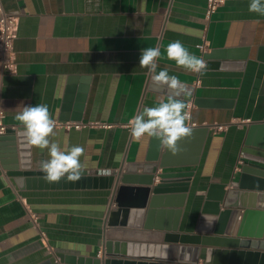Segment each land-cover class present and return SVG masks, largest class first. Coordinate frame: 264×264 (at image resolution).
Listing matches in <instances>:
<instances>
[{
	"label": "crops",
	"instance_id": "0c3cea01",
	"mask_svg": "<svg viewBox=\"0 0 264 264\" xmlns=\"http://www.w3.org/2000/svg\"><path fill=\"white\" fill-rule=\"evenodd\" d=\"M249 3L224 0L206 20L205 0H0L5 12L17 19L14 70L0 76L6 130L20 131L14 119L20 107L47 104L56 120L51 140L62 149L83 146L86 173L100 175L99 170L106 169L108 174H126L129 166L144 162L149 144L147 136L139 141L131 136L130 120L166 99V90H153V73L139 66L142 50L149 47L160 48L156 71L167 68L192 90L186 100L188 126H208L197 163L166 169L191 173L182 207L177 208L180 200L163 199L147 229L144 220L134 227L130 217L108 225V212L117 208L112 188L17 190L0 163V264H41L52 257L54 264H61L57 255L90 264L108 258V242L262 252L235 242L213 241L202 247L182 244L178 238L196 236L198 226L200 236L208 234L200 220L203 210L209 211L207 204L215 202L208 194L215 195L220 185L224 191L238 190L231 180L246 128L264 123V16L249 12ZM176 40L200 58L197 46L204 41L205 53L215 52L205 60L202 74L185 71L167 57V45ZM5 76L13 83L4 85ZM73 115L78 120H72ZM65 122L82 127L57 125ZM28 152L30 168L40 171L47 150L29 146ZM173 210L180 213H170ZM242 213L240 209L229 237L210 236L235 239ZM224 224L226 232L228 222ZM246 225L249 230L257 227L252 220ZM171 228L176 239L166 243Z\"/></svg>",
	"mask_w": 264,
	"mask_h": 264
},
{
	"label": "water",
	"instance_id": "95a60500",
	"mask_svg": "<svg viewBox=\"0 0 264 264\" xmlns=\"http://www.w3.org/2000/svg\"><path fill=\"white\" fill-rule=\"evenodd\" d=\"M214 56L215 52L204 53L203 59H212ZM12 83L13 79L4 77V85ZM190 99L191 97L187 98L188 101ZM76 100L80 101L78 98ZM194 104L200 106L198 100H194ZM77 117L73 115L72 120H78ZM191 128L192 135L178 141L179 151L175 155L162 149L154 138H149L144 162L129 166L126 174L123 175H119V172H110L106 175L85 172L78 182L48 183L44 180L41 171L30 168L29 145L20 135V131L14 132L9 129L0 134V163L17 190L112 188L117 208L108 212V225L124 223L125 218L130 217L131 223H135L134 227H141V222L144 220L143 228L147 229L151 227L150 223L154 215L160 213L157 211V205L163 199L180 200L177 208L182 207L181 203L186 196L191 173L166 171V169L197 163L208 126H191ZM243 143L240 163L237 164V171L234 172L231 180L232 186L238 190L224 191V186L220 185L216 187L220 189L219 192L215 195H211V192L208 194V199H215V202L208 203L209 211L204 209L200 216V220L208 226V234L200 236L198 226L196 236L185 235L178 238L182 240L180 242L182 244L191 243L202 247H210L213 241L235 242L262 252L108 242L105 251L108 258L89 261L90 264H196L199 258L203 260V264H264V229H262L264 193H260L262 190L264 192V123L249 124ZM137 170H141V173H137ZM220 203L222 210L219 208ZM240 209H243V213L235 239L210 236V233H213L229 237ZM170 213L178 215L180 212L173 210ZM250 220L257 225L255 229H248L246 223ZM226 221L228 229L223 232ZM175 230V228L168 229L164 242L176 239V235L172 234ZM56 258L61 264L84 262L81 259L74 261L62 255H57ZM175 259L183 260L176 262ZM54 261L52 257L41 264H54Z\"/></svg>",
	"mask_w": 264,
	"mask_h": 264
},
{
	"label": "clouds",
	"instance_id": "9594fccd",
	"mask_svg": "<svg viewBox=\"0 0 264 264\" xmlns=\"http://www.w3.org/2000/svg\"><path fill=\"white\" fill-rule=\"evenodd\" d=\"M248 11L264 16V0H250ZM166 54L177 67L188 72L202 74L207 67L203 58L190 53L179 40L167 45ZM160 55L159 47L143 49L139 66L153 73V90H166V99L154 106L144 107L129 123L131 136L135 140L139 141L145 136L154 138L162 149L175 155L179 151L178 141L192 135L193 129L186 123L190 119L186 100L191 97L192 90L176 75H170L167 68L156 71V61ZM14 119L19 122L20 135L27 145L41 152L47 150L48 158L39 162L46 182H78L84 176L86 165L81 161L85 155L84 147L74 145L62 149L51 140L56 135V120L52 118L47 104L22 106ZM108 171L100 169L99 174L106 175Z\"/></svg>",
	"mask_w": 264,
	"mask_h": 264
},
{
	"label": "built area",
	"instance_id": "2783aa9c",
	"mask_svg": "<svg viewBox=\"0 0 264 264\" xmlns=\"http://www.w3.org/2000/svg\"><path fill=\"white\" fill-rule=\"evenodd\" d=\"M223 3L224 0H205V19L209 20ZM16 31L17 19L5 12L2 5L0 4V76L5 73L11 74L14 70L15 64L13 41L16 37ZM197 47L202 54L205 53V41ZM2 119L3 112L0 109V134H2L6 130L5 126L2 123ZM57 125L64 127L65 129H79L82 127V124L70 122L58 123ZM214 128L216 130H223V126L221 125H216L214 126ZM28 216L33 225L38 228L35 215L31 211H28ZM39 235L44 245H47L45 234L39 230Z\"/></svg>",
	"mask_w": 264,
	"mask_h": 264
}]
</instances>
